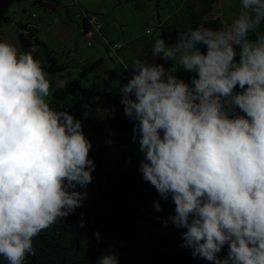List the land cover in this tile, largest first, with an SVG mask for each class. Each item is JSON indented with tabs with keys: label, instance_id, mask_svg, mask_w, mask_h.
Instances as JSON below:
<instances>
[{
	"label": "clouds",
	"instance_id": "obj_1",
	"mask_svg": "<svg viewBox=\"0 0 264 264\" xmlns=\"http://www.w3.org/2000/svg\"><path fill=\"white\" fill-rule=\"evenodd\" d=\"M151 57L130 68L122 61L131 76L119 93L143 157L138 170L175 205L165 226L184 229L183 246L211 264H264V0H240L239 14L219 30L200 25L175 43L155 39ZM156 58L172 63L165 68ZM51 87L31 52L0 41L7 264H26L33 239L82 207L87 193L77 188L93 179L82 121L50 105ZM154 207L162 211L159 201ZM98 264L119 261L109 253Z\"/></svg>",
	"mask_w": 264,
	"mask_h": 264
},
{
	"label": "trees",
	"instance_id": "obj_2",
	"mask_svg": "<svg viewBox=\"0 0 264 264\" xmlns=\"http://www.w3.org/2000/svg\"><path fill=\"white\" fill-rule=\"evenodd\" d=\"M22 1L49 11L60 6L59 0H0V26L3 22H12L8 14L15 3ZM216 1L194 0L189 10L191 24L186 32L200 25L216 30L224 27L221 18L212 14ZM76 4L75 0L73 5ZM90 21L88 17L83 20L82 31L85 36L93 30ZM13 23L18 28L21 50L31 52L36 59L38 51L42 50L44 71L65 79L64 85H53L49 103L53 108L69 111L82 121L83 132L92 144L89 158L97 168L92 173V182L85 188H77L78 191L87 193L82 207L67 218L58 220L33 239L35 254L27 257L26 264H98L102 256L111 253L107 250L109 245L136 238L129 225L131 211L160 229L165 227L164 221L174 214L175 205L170 198L162 200L156 189L143 180L138 170L143 157L138 140L133 141L134 123L123 112L119 93L122 85L108 92L99 89L97 77H94L92 83L84 84L90 73L100 69L102 60L90 63L80 74L81 80L73 81L69 77L68 67L58 64L53 57V51L41 38L39 27L34 21ZM106 45L108 47L107 43ZM138 59L151 62V50L143 51ZM155 62L164 64L165 68L172 63L160 58H156ZM177 74L186 81L192 76V73H186L182 69ZM156 201L160 202L162 211L155 210ZM81 220L84 227H78ZM167 226L176 228L170 223ZM97 232L99 237L95 235ZM225 252L227 247L219 255L223 257ZM114 255L119 264H211L202 258L193 257L191 250L186 247L180 250L152 249L138 258H126L120 252Z\"/></svg>",
	"mask_w": 264,
	"mask_h": 264
},
{
	"label": "rangeland",
	"instance_id": "obj_3",
	"mask_svg": "<svg viewBox=\"0 0 264 264\" xmlns=\"http://www.w3.org/2000/svg\"><path fill=\"white\" fill-rule=\"evenodd\" d=\"M74 2L59 0L60 6L54 11L27 1L15 3L14 10L8 14L12 22H3L0 26V41L6 40L21 50L18 28L13 21L32 20L38 25L41 38L53 51L58 64L68 67L71 80H81L80 74L90 63L102 60L100 69L90 73L84 84L92 83L97 77L99 89L108 92L130 78L131 71L126 70L123 63L130 68L139 55L151 50L155 39L161 36L167 43H175L179 36L186 33L191 24L189 10L194 4V0H77L78 4L73 5ZM239 8L240 0H217L212 14L221 18L226 26L239 14ZM86 17L101 26L98 31L93 29L88 36L82 31ZM106 43L120 44L122 47L112 57ZM38 55L41 65L45 64L42 50L38 51ZM47 75L52 85L51 93L53 85H64L65 79L62 77ZM96 171L95 166L93 173ZM129 215V225L136 238L121 244L112 243L107 247L109 252H120L126 258H138L152 249L184 248L181 230L172 229L171 226L158 229L141 215L132 211ZM0 262L7 264L3 257H0Z\"/></svg>",
	"mask_w": 264,
	"mask_h": 264
},
{
	"label": "built area",
	"instance_id": "obj_4",
	"mask_svg": "<svg viewBox=\"0 0 264 264\" xmlns=\"http://www.w3.org/2000/svg\"><path fill=\"white\" fill-rule=\"evenodd\" d=\"M90 23L92 24L93 29L96 30V31H98L100 29V27H101L95 20H91ZM89 34H92V32H89L88 35ZM121 47H122V45H120V44H111V45L108 44L109 55L112 56V57H114L115 55H117L118 50Z\"/></svg>",
	"mask_w": 264,
	"mask_h": 264
},
{
	"label": "crops",
	"instance_id": "obj_5",
	"mask_svg": "<svg viewBox=\"0 0 264 264\" xmlns=\"http://www.w3.org/2000/svg\"><path fill=\"white\" fill-rule=\"evenodd\" d=\"M35 23V22H34ZM35 25H37L36 23H35ZM38 26V25H37Z\"/></svg>",
	"mask_w": 264,
	"mask_h": 264
}]
</instances>
